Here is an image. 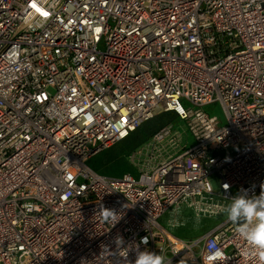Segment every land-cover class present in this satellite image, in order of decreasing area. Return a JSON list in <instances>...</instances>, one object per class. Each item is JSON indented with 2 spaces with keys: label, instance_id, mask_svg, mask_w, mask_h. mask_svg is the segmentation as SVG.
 Here are the masks:
<instances>
[{
  "label": "built area",
  "instance_id": "2783aa9c",
  "mask_svg": "<svg viewBox=\"0 0 264 264\" xmlns=\"http://www.w3.org/2000/svg\"><path fill=\"white\" fill-rule=\"evenodd\" d=\"M214 103L223 125L202 110ZM160 114L192 143L167 124L128 156L135 176L91 168ZM262 182L264 0H0V264H134L136 245L171 264H262L227 219L170 232Z\"/></svg>",
  "mask_w": 264,
  "mask_h": 264
},
{
  "label": "rangeland",
  "instance_id": "374dc122",
  "mask_svg": "<svg viewBox=\"0 0 264 264\" xmlns=\"http://www.w3.org/2000/svg\"><path fill=\"white\" fill-rule=\"evenodd\" d=\"M202 110L206 114L216 117L221 125L224 124L223 112L218 104L207 105ZM167 124H171L174 129L182 133H187L185 121H179L172 114H160L131 133L125 140L96 153L90 160L91 168L96 173L109 178H118L123 173L135 176L137 168L130 163L128 156L141 148L153 133ZM187 135L188 144H191L192 137L188 133ZM170 217L171 214H166L159 220V224L166 227L167 219ZM226 219L224 212L219 215L195 216L193 213L185 211L177 217L178 222H182V225L170 229V232L187 241L198 239Z\"/></svg>",
  "mask_w": 264,
  "mask_h": 264
},
{
  "label": "clouds",
  "instance_id": "9594fccd",
  "mask_svg": "<svg viewBox=\"0 0 264 264\" xmlns=\"http://www.w3.org/2000/svg\"><path fill=\"white\" fill-rule=\"evenodd\" d=\"M225 189L228 188L224 185ZM254 187V186H253ZM260 194L254 192L248 195V189H241L240 193L231 197V203L222 206L221 211L226 214L227 220L237 225L238 234L251 247L259 249L261 253V261L264 264V182L260 184ZM99 214L101 219L106 223H112L114 226L121 219L120 213L115 209L106 208L100 205ZM117 249H124L123 237L117 235L115 237ZM143 244L148 243V237L142 238ZM136 258L134 264H171L170 260L156 252L147 249L141 251L139 245L135 248ZM127 264H132L127 260Z\"/></svg>",
  "mask_w": 264,
  "mask_h": 264
}]
</instances>
